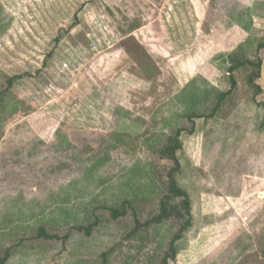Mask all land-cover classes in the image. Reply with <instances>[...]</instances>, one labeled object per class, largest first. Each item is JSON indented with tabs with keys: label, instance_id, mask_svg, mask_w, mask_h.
Wrapping results in <instances>:
<instances>
[{
	"label": "rangeland",
	"instance_id": "rangeland-1",
	"mask_svg": "<svg viewBox=\"0 0 264 264\" xmlns=\"http://www.w3.org/2000/svg\"><path fill=\"white\" fill-rule=\"evenodd\" d=\"M262 3L0 0V90L27 73L0 102L5 264H159L179 222L134 230V219L158 213L171 166L158 151L189 126L173 120L186 107L173 99L192 80L207 90L200 77L226 91L231 75L214 117L182 135L176 178L192 225L168 264H264V61L252 102L249 67L229 74L225 56L248 36H232L231 18L254 5L252 45L233 55L255 58Z\"/></svg>",
	"mask_w": 264,
	"mask_h": 264
},
{
	"label": "trees",
	"instance_id": "trees-1",
	"mask_svg": "<svg viewBox=\"0 0 264 264\" xmlns=\"http://www.w3.org/2000/svg\"><path fill=\"white\" fill-rule=\"evenodd\" d=\"M262 6H264V3H262ZM253 7L254 5L245 10L238 11L237 16L231 18L236 25L248 33V36L245 39L247 42L241 44L235 53L225 55L231 61L228 68L229 74L243 65L249 67L246 82L252 90V102L255 101V97L261 91V87L256 83V80L260 77L261 66L264 61L262 58V53H264V35L253 45L255 47L252 52H254L255 58L243 56V59H237L233 54H238L241 50V54H243L244 49L247 48V46L252 45V15L256 14L253 11ZM259 16L264 18V12ZM55 42H58V38L55 39ZM26 74L27 73L15 74L6 78V86L4 89L0 90V102L4 94L9 92L15 80ZM200 78H202L201 81H203L204 84H208L209 87L207 90L203 89L201 85L196 84L195 80H192L191 82H188L173 99V101L175 100L178 104L186 106L185 110L174 114L175 116L173 120L175 121L177 118L184 119L189 123V126H176L170 129V133H168L165 143L161 145V148L158 151L161 159H166L171 162V166L168 167L166 172V192L159 200V211L155 216L142 224L137 219H134V230L141 228L142 226H148L152 223H161L170 218H174L179 222V228L171 238L168 249L161 257L159 264H168L169 260L175 258L177 253V241L181 239L183 233L192 225V202L190 196L188 192L180 186L176 178V174L181 168L178 153L183 152L182 135H192L194 133L196 119L205 120L213 118L220 107L221 102L230 93L235 84V80L231 75L230 88L226 91H221L209 84V82L204 80L203 77ZM256 105L261 106L264 109V104L256 103ZM170 121L171 120L168 119L166 124L170 123ZM146 141L152 142V138L149 137ZM110 214L113 218H118L124 214V211L118 208H111ZM36 236L43 239L59 240V237L56 234H50L44 228H39ZM7 256L8 252L6 251L4 256L0 258V264H5Z\"/></svg>",
	"mask_w": 264,
	"mask_h": 264
},
{
	"label": "crops",
	"instance_id": "crops-1",
	"mask_svg": "<svg viewBox=\"0 0 264 264\" xmlns=\"http://www.w3.org/2000/svg\"><path fill=\"white\" fill-rule=\"evenodd\" d=\"M234 28L235 29H233L232 30V32H230V33H232V36L235 38V39H240V38H242V36H245V31L243 30V29H241L238 25H234ZM237 30H239V31H237Z\"/></svg>",
	"mask_w": 264,
	"mask_h": 264
},
{
	"label": "built area",
	"instance_id": "built-area-1",
	"mask_svg": "<svg viewBox=\"0 0 264 264\" xmlns=\"http://www.w3.org/2000/svg\"><path fill=\"white\" fill-rule=\"evenodd\" d=\"M93 48H95V47L93 46ZM63 66L65 67L66 64L64 63ZM241 219H242V222L245 223V222L248 220V216H247V215H243V216L241 217Z\"/></svg>",
	"mask_w": 264,
	"mask_h": 264
}]
</instances>
